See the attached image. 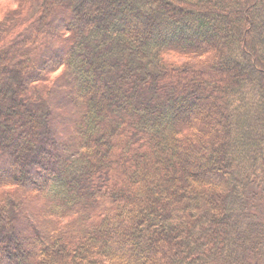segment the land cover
<instances>
[{
  "label": "trees",
  "instance_id": "obj_1",
  "mask_svg": "<svg viewBox=\"0 0 264 264\" xmlns=\"http://www.w3.org/2000/svg\"><path fill=\"white\" fill-rule=\"evenodd\" d=\"M0 264H264V0H0Z\"/></svg>",
  "mask_w": 264,
  "mask_h": 264
},
{
  "label": "rangeland",
  "instance_id": "obj_2",
  "mask_svg": "<svg viewBox=\"0 0 264 264\" xmlns=\"http://www.w3.org/2000/svg\"><path fill=\"white\" fill-rule=\"evenodd\" d=\"M1 1H3L4 3H7V4H9V5H11V3H13V0H1ZM182 60V59H181Z\"/></svg>",
  "mask_w": 264,
  "mask_h": 264
}]
</instances>
